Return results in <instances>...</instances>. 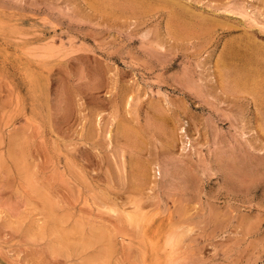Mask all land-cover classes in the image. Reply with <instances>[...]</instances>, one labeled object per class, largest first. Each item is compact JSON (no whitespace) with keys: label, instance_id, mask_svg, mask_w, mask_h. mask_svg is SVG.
<instances>
[{"label":"rangeland","instance_id":"374dc122","mask_svg":"<svg viewBox=\"0 0 264 264\" xmlns=\"http://www.w3.org/2000/svg\"><path fill=\"white\" fill-rule=\"evenodd\" d=\"M263 63L264 0H0V264H264Z\"/></svg>","mask_w":264,"mask_h":264},{"label":"bare ground","instance_id":"6f19581e","mask_svg":"<svg viewBox=\"0 0 264 264\" xmlns=\"http://www.w3.org/2000/svg\"><path fill=\"white\" fill-rule=\"evenodd\" d=\"M169 1H170V0H169ZM249 42H250V41H249ZM250 43L253 44L254 42L252 41V42H250ZM248 44H249V43H248ZM255 44H256V43H255ZM253 45H254V44H253ZM253 45H252V46H253ZM247 46H248V45H247ZM247 46H246V47H247ZM258 46H259V45H258ZM261 46H262V45H261ZM249 47H250V46H249ZM254 48H256V47L254 46ZM257 49L259 50L260 48L258 47ZM261 49H262V48H261ZM253 50H254V49H253ZM248 51H250V50L248 49ZM251 51H252V49H251ZM233 52H234V51H233ZM245 52H247V50H246ZM245 52H244V53H245ZM254 52H255V51H254ZM254 52H253V53H254ZM257 52H258V51H257ZM247 53H248V52H247ZM251 53H252V52H251ZM253 53H252V54H253ZM255 53H256V52H255ZM231 54H232V53H231ZM235 54H236V53H235ZM249 54H250V53H249ZM257 54H258V53H257ZM240 55H241V53H240ZM245 55H247V54H245ZM250 55H251V54H250ZM250 55H248V56L250 57ZM234 56H235V55H234ZM248 56H247V57H248ZM252 56L257 57L256 54H255V55L253 54ZM252 56H251V57H252ZM258 56H259V55H258ZM240 57H242V56H240ZM243 57H244V56H243ZM243 57H242V58H243ZM247 57H246V58H247ZM255 57H254V58H255ZM232 58H233V56H232ZM234 58H235V57H234ZM244 58H245V57H244ZM246 58H245V60H246ZM254 58H253V59H254ZM260 58H261V57H260ZM260 58H258V60H259ZM262 58H263V57H262ZM262 58H261V59H262ZM249 59H252V58H249ZM246 61H248V59H247ZM260 61H262V60H260ZM248 62H249V61H248ZM251 62H252V60H251ZM251 62H250V63H251ZM258 62H259V61H257V63H258ZM247 64H248V63H247ZM259 64H261V63H259ZM263 64H264V63H263ZM260 68H261V67H260ZM260 68H259V69H260ZM262 68H264V66H263ZM256 69H257V67H256ZM259 69H258V70H259ZM250 70H252V69H250ZM258 70H257V71H258ZM246 71H247V70H246ZM254 71H255V73H256V70H255V69H254ZM261 71H264V70H263V69L260 70V74H259L260 79H257L258 82H257V80L254 79L255 77L252 78V79H254L253 81H255V83H256L255 85L260 86V87H261V85L263 84L262 82L264 81V79H263V81L261 82V78L264 77V76H263L264 73H263V75L261 76ZM248 72H249V70H248ZM234 73H237V71H236V72L234 71ZM255 73L253 74V76L255 75ZM258 73H259V71H258ZM237 74H238V73H237ZM240 74H241V73H240ZM240 74H238L239 77H240ZM233 75H234V74H233ZM242 75H245V72H244V74L242 73ZM246 75L249 76V75H251V74L246 73ZM246 75H245V76H246ZM256 75H257V73H256ZM227 76H228V75H227ZM245 76H243V77L245 78V81H246V77H245ZM230 77H231V76H230ZM251 77H252V76H251ZM251 77L249 76L250 79H251ZM257 77H258V76H257ZM257 77H256V78H257ZM232 78H233V76H232ZM234 78L236 79V75H234ZM240 78H241V77H240ZM240 78H239V79H240ZM249 78H248V79H249ZM235 79H234V80H235ZM248 79H247V82H249ZM245 81H244V83H246ZM251 81H252V80H251ZM237 83H238V82H237ZM244 83H243V86H244ZM251 83H252V82H251ZM238 84H239V83H238ZM241 84H242V83H240V85H241ZM240 85H238V86H240ZM255 85H252V84H251V86H253L254 88H255ZM236 86H237V85H236ZM262 86H264V85H262ZM240 87L242 88V86H240ZM253 87H251V88H253ZM263 89H264V87H262V90H263ZM254 90H255V89H254ZM256 90H257V89H256ZM258 91H260V90H258ZM260 92H261V91H260ZM262 92H263V91H262ZM262 92H261V93H262ZM256 93H257V92H256ZM253 94H255V92H253ZM255 95H256V94H255ZM259 95H261V94H258V93H257L256 96H259ZM261 97H262V96H261ZM260 100H261V99H260ZM262 100H263V99H262ZM263 101H264V100H263ZM262 103H263V102H262ZM262 103H261V105L264 106V105H263L264 103H263V104H262ZM167 168H168V167H167Z\"/></svg>","mask_w":264,"mask_h":264}]
</instances>
